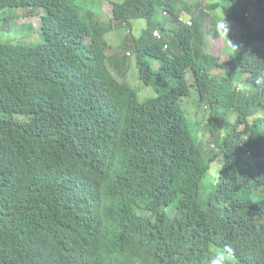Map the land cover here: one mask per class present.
I'll list each match as a JSON object with an SVG mask.
<instances>
[{
  "label": "trees",
  "instance_id": "trees-1",
  "mask_svg": "<svg viewBox=\"0 0 264 264\" xmlns=\"http://www.w3.org/2000/svg\"><path fill=\"white\" fill-rule=\"evenodd\" d=\"M106 1L0 0L47 12L43 44L0 43V264H264V0Z\"/></svg>",
  "mask_w": 264,
  "mask_h": 264
},
{
  "label": "rangeland",
  "instance_id": "rangeland-1",
  "mask_svg": "<svg viewBox=\"0 0 264 264\" xmlns=\"http://www.w3.org/2000/svg\"><path fill=\"white\" fill-rule=\"evenodd\" d=\"M83 0H80V2ZM115 2H122L124 0H113ZM216 0H209L210 3L215 2ZM85 5L87 9L98 11L102 13L109 11V1L106 0H85ZM106 10V11H105ZM47 12L46 10L42 9L37 11L36 13H32V10L30 9H11L4 12H0V31H3V24L8 21L13 27V31L11 33H2L0 32V43H11V44H27L29 46H38L44 43V38L42 37V26L40 27V21L41 17L46 16ZM99 14V13H98ZM107 14V13H106ZM165 17L162 16V20H164ZM167 20V19H166ZM167 22H169L167 20ZM172 24H174L173 20L171 21ZM135 29L137 31V34L140 35L142 33L141 28H146V21L144 20H138L134 22ZM20 25H22L20 27ZM139 30V31H138ZM219 30L223 33V38L219 39L218 41L215 40L214 37H207L205 46L208 50V53L211 55L219 56L220 54H224L225 56H229L230 53H232V49L229 48L226 52V42H228V38L230 36H235L238 34L240 28H238L234 22H226L224 25L219 27ZM8 31V30H7ZM124 33L123 31L117 30L115 33H111L107 36L108 42L111 44V47H120L122 44V39ZM215 41V46H214ZM226 59V57H225ZM242 80L238 79V84L240 87L243 88V90L246 88L244 84H242ZM131 85L134 89L139 91L141 102H146L149 99L156 98L159 93L154 87L146 86L144 83H142L138 78L136 80L131 81ZM246 89L244 90L243 94H245ZM197 93L195 91L192 92L191 97H197ZM190 97V98H191ZM189 99L186 98L184 102ZM193 99L190 100L192 102ZM189 102V101H188ZM184 108L188 112L187 107L184 103ZM195 109L197 110V105L195 106ZM206 111V108H204ZM187 116L189 117L190 114L188 113ZM236 116V115H235ZM234 116H232L233 118ZM196 121L197 119H193ZM208 122L205 124L201 123L200 126L193 127L194 135L197 138L202 137H209V133L205 127H207ZM222 168V163L217 159L215 162H213L210 166V171L208 174L207 179L205 180L204 184L202 185V193L207 194L211 186L217 181L218 176L220 174V170Z\"/></svg>",
  "mask_w": 264,
  "mask_h": 264
},
{
  "label": "clouds",
  "instance_id": "clouds-1",
  "mask_svg": "<svg viewBox=\"0 0 264 264\" xmlns=\"http://www.w3.org/2000/svg\"><path fill=\"white\" fill-rule=\"evenodd\" d=\"M180 21H182V19ZM169 22H171V20ZM187 24L189 26H193L192 21H188ZM207 37H213V36H206V38L203 40V42L201 44L200 43H198V44L200 45V47L202 48V51L204 53L209 54L208 50L205 46V42H206ZM220 39H222V38H220ZM215 40L218 41L219 39L215 38ZM214 46H215V41H214ZM226 48H227V44H226ZM238 90L243 91V88L238 86ZM233 255H234L233 248L230 245L226 244V245H224V247L222 249L214 251V254L210 257L209 264H229V261L231 260Z\"/></svg>",
  "mask_w": 264,
  "mask_h": 264
}]
</instances>
